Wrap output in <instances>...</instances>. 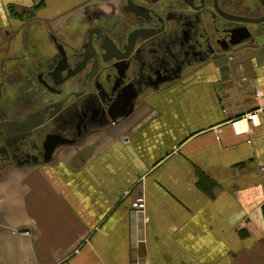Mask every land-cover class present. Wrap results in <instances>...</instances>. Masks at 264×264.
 <instances>
[{"label":"crops","instance_id":"crops-1","mask_svg":"<svg viewBox=\"0 0 264 264\" xmlns=\"http://www.w3.org/2000/svg\"><path fill=\"white\" fill-rule=\"evenodd\" d=\"M120 2L0 0V64L53 54L44 32L82 39ZM0 264H264V37L52 161L1 172Z\"/></svg>","mask_w":264,"mask_h":264},{"label":"flooded vegetation","instance_id":"flooded-vegetation-1","mask_svg":"<svg viewBox=\"0 0 264 264\" xmlns=\"http://www.w3.org/2000/svg\"><path fill=\"white\" fill-rule=\"evenodd\" d=\"M107 8L90 15L82 39L53 35L63 51L1 61L0 123L34 128L0 130V173L45 163L53 145L55 156L84 143L151 92L264 37V0H121Z\"/></svg>","mask_w":264,"mask_h":264},{"label":"water","instance_id":"water-1","mask_svg":"<svg viewBox=\"0 0 264 264\" xmlns=\"http://www.w3.org/2000/svg\"><path fill=\"white\" fill-rule=\"evenodd\" d=\"M263 19L261 20H250L251 23H259V22H262ZM92 36L90 35L89 37V40H91ZM52 40H53V44L55 46V51H63L64 48L61 44H59L57 38L55 37H52ZM255 41V40H253ZM91 42V41H90ZM86 50L88 49L87 47L85 48ZM114 59L116 60H119L121 59L119 56H113ZM90 59V58H89ZM122 63V62H120ZM134 112V108L131 107V109L126 113L124 114L123 116H121V118H124L126 119L127 117L131 116L132 113ZM119 120H114L113 119V122H118ZM14 128V129H13ZM34 127H27L25 123H17V122H12V121H6V122H2L0 123V130L1 131H5L7 134H14V133H17V132H24V131H27V130H30V129H33ZM58 146V144L56 145H53V147L48 150L47 154H46V158H45V161L46 162H49L52 160V158L54 157V152H55V149L56 147Z\"/></svg>","mask_w":264,"mask_h":264},{"label":"built area","instance_id":"built-area-1","mask_svg":"<svg viewBox=\"0 0 264 264\" xmlns=\"http://www.w3.org/2000/svg\"><path fill=\"white\" fill-rule=\"evenodd\" d=\"M260 93L257 92V96H259ZM257 115L255 113H251L248 114L246 118L240 119L235 123V127L237 128V130L240 131H244L247 130L245 127V123L247 121H256ZM125 142H129V137L126 136L125 137ZM134 207L136 210L141 211V212H145L146 211V207H147V202H146V198L145 196H141L139 197L134 204Z\"/></svg>","mask_w":264,"mask_h":264},{"label":"rangeland","instance_id":"rangeland-1","mask_svg":"<svg viewBox=\"0 0 264 264\" xmlns=\"http://www.w3.org/2000/svg\"><path fill=\"white\" fill-rule=\"evenodd\" d=\"M98 8V6H95V8ZM91 8H94V7H90V9ZM96 8V9H97ZM31 25V24H30ZM37 24L36 23H34V25H31L30 26V28H31V30H32V32L34 33V35L36 36V33H35V31H36V29L38 28L37 26H36ZM79 27V26H78ZM82 28V27H81ZM81 28H79V30H81ZM29 29V28H28ZM76 29H77V26H76ZM40 31V30H39ZM52 34L53 33H48V32H44V46H47V45H51L52 43H51V40H52ZM34 39H36V38H34ZM37 40V39H36ZM38 44V43H37ZM40 44V43H39ZM54 45V44H53Z\"/></svg>","mask_w":264,"mask_h":264}]
</instances>
